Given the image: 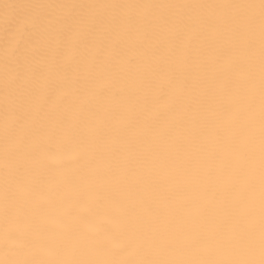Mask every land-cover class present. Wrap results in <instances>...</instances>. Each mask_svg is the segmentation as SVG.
<instances>
[{
    "label": "snow or ice",
    "instance_id": "6c2138e0",
    "mask_svg": "<svg viewBox=\"0 0 264 264\" xmlns=\"http://www.w3.org/2000/svg\"><path fill=\"white\" fill-rule=\"evenodd\" d=\"M0 9V264H264V0Z\"/></svg>",
    "mask_w": 264,
    "mask_h": 264
},
{
    "label": "bare ground",
    "instance_id": "6f19581e",
    "mask_svg": "<svg viewBox=\"0 0 264 264\" xmlns=\"http://www.w3.org/2000/svg\"><path fill=\"white\" fill-rule=\"evenodd\" d=\"M30 2V0H0V5L7 4H18ZM41 3H60V2H72V3H239L246 2V0H38ZM0 14H2V9H0ZM3 32V24L0 22V35ZM0 53H2V48H0ZM64 91L63 88H58L56 95H60ZM48 148L51 152L57 154L60 157L67 155L70 149L61 144L59 141H52L48 144ZM55 190L50 193H46L47 196H54ZM177 200L180 201H191L192 193L187 190H181L176 193ZM98 223H103L105 227L113 229L114 225L112 223V218L105 216L103 213L93 217L90 224L84 227L85 231H92ZM2 220H0V231H2ZM21 230L23 227L21 226ZM18 243L22 242L17 241Z\"/></svg>",
    "mask_w": 264,
    "mask_h": 264
}]
</instances>
